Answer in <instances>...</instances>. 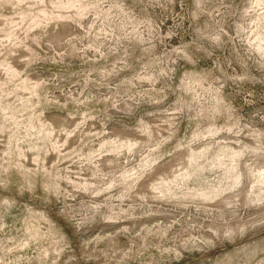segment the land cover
Masks as SVG:
<instances>
[{"label": "rangeland", "instance_id": "374dc122", "mask_svg": "<svg viewBox=\"0 0 264 264\" xmlns=\"http://www.w3.org/2000/svg\"><path fill=\"white\" fill-rule=\"evenodd\" d=\"M0 264H264V0H0Z\"/></svg>", "mask_w": 264, "mask_h": 264}]
</instances>
